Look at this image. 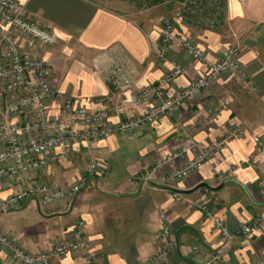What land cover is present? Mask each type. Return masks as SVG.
I'll use <instances>...</instances> for the list:
<instances>
[{"label": "crops", "instance_id": "1", "mask_svg": "<svg viewBox=\"0 0 264 264\" xmlns=\"http://www.w3.org/2000/svg\"><path fill=\"white\" fill-rule=\"evenodd\" d=\"M19 1L25 4L31 19L58 35L54 45L38 50L54 68L53 86L79 98L91 109L105 108L113 122L138 116L147 109L125 101V113L115 112L121 101L108 79L113 57L126 58L127 71L135 83L134 89L124 95L126 100L161 79L169 71L171 61L182 63L186 73L167 85L170 95L206 70V63L192 59L178 40L173 42L167 61L157 56L160 15L133 17L128 11L117 13L105 8L96 0ZM227 3L235 22H264V0ZM179 30L193 35L190 29V33L182 27ZM219 37L209 31L195 35L202 41L209 40V61H216L222 53L225 41H219ZM236 53L249 78L256 83L259 96H263L264 64L257 49L249 41ZM246 91L250 89L237 79H221L211 91L185 101L176 112L145 129L74 145L69 158L58 157L41 176L67 186L97 159L99 168L89 177L83 191L70 203L43 206L30 200L19 209L0 210V231L8 233L28 253L40 254L72 238L76 221L84 219L91 249L53 257L50 264H139L158 250L160 213L165 212L178 248L157 264L256 263L264 256V195L260 187L264 182V148L257 147L253 136H261L264 142V116L261 119L259 111L250 109ZM222 99L224 106L217 117L211 118ZM56 111L58 107L53 104L51 112ZM233 123L245 126L244 137L227 142L221 154L184 180L165 184L167 175L182 168L194 154L188 152L157 169L154 167L158 160L193 141L207 145L225 135ZM192 127L196 130L192 131ZM12 180L0 179V198L28 182L26 177ZM9 181L11 188L6 187ZM173 192L183 194L185 201L174 200ZM213 194L219 195L220 200H215ZM199 203L227 220L231 232L250 225L253 233L223 238L217 233L213 218L206 215ZM195 242L205 247L202 259L192 251ZM216 254L221 255L220 260L212 259ZM0 264L22 263L0 246Z\"/></svg>", "mask_w": 264, "mask_h": 264}, {"label": "built area", "instance_id": "2", "mask_svg": "<svg viewBox=\"0 0 264 264\" xmlns=\"http://www.w3.org/2000/svg\"><path fill=\"white\" fill-rule=\"evenodd\" d=\"M244 1L246 0H240ZM211 2L218 14L220 12L222 17H227V0ZM25 10V4L19 0H0V179L16 177L28 179L23 187L0 198V210L19 209L30 200L43 206H53L65 201L73 202L87 185L89 177L97 172L99 168L97 159L91 161L79 179L67 186L57 181L38 182L36 175L47 169L58 157L69 158L72 148L78 143L126 136L145 129L162 117L176 112L185 101L196 99L204 91H211L221 79L225 82L237 79L250 91L255 92L257 89L256 83L241 66L236 53L237 48H230L216 61H209L205 52L195 42L182 39L179 43L183 50L192 59L204 61L206 70L189 85L171 95L167 94V85L186 72L180 63L171 61L170 70L161 79L135 92L126 100L124 95L134 89V80L127 71V63L116 58L110 61L108 79L116 86V97L121 101L115 112L125 113V101L136 107L147 108L138 116L113 122L105 108L91 109L82 104L79 98L52 86L51 66L38 50L54 45L58 35L54 30L36 23ZM180 15L181 12L178 11L174 18ZM173 27L172 19L164 21L157 55L163 61L168 60L167 55L174 40ZM53 104L58 107L57 113L51 112ZM223 104L225 103L222 99L221 103L214 107L211 118L217 117ZM191 129L194 131L196 127ZM245 133V126L242 123H233L222 137L204 146L193 141L189 146L158 160L154 168H161L188 152H193V158L165 178V184L173 185L199 171L205 162L221 154L227 142L242 138ZM253 142L259 149L264 148L261 136L254 135ZM260 187L264 195V182L260 183ZM171 196L176 201H185V196L180 192H173ZM213 198L220 200L217 194H213ZM199 206L205 210L207 216L213 218L215 229L223 238L230 239L240 234L253 233V226L250 225H244L237 232H231L227 220L214 215L204 204L199 203ZM169 221L168 215L161 212L158 250L149 257V260L139 264H157L165 261L177 250L178 242L172 235ZM85 224L84 219H78L74 225L72 238L61 241L52 249L40 254L28 253L4 231H0V246L22 264H50L53 257L91 249L92 243L86 234ZM191 247L193 253L202 259L205 251L203 244L195 242ZM220 257V254H216L212 259L220 260ZM254 264H264V256Z\"/></svg>", "mask_w": 264, "mask_h": 264}, {"label": "rangeland", "instance_id": "3", "mask_svg": "<svg viewBox=\"0 0 264 264\" xmlns=\"http://www.w3.org/2000/svg\"><path fill=\"white\" fill-rule=\"evenodd\" d=\"M96 1H98L103 6H106L105 8L114 10L117 13H125L128 11L134 15L133 17H138V18L139 17H151L152 18L156 15L158 16L160 15L161 30L163 29L164 21H166V19H172L174 21V27L172 30L173 37H174L173 42L175 40H178L177 43H179L182 39H189L190 41L192 40V42H195L205 52L204 53L205 55H206L207 48L209 47L208 46L209 40H207L208 37L206 39L202 38L204 39L202 41L198 38H195L196 33L198 31H201V32L209 31L211 33L218 34L220 35L218 40L221 42L225 41L224 47H223V50H222V53L219 59L222 58L225 55L224 53H227L230 48H237V52H238L242 44H245L246 42L251 41L253 45L255 46V48L257 49V53L259 54L260 61L264 64V22H260L258 24L245 23L239 20L235 22L233 18L230 17L229 15L230 13L228 9V4H227V13H226L227 17H222L221 16L222 13L219 12L218 14L216 12V7L212 4L211 2L212 0H164V3L162 2L160 4H154L148 7H144V8L138 6L144 0H96ZM184 4L188 6L186 7V5ZM178 11L181 12V15L177 16V18H174L176 17L175 14ZM136 13H138L139 15ZM181 27L186 30L190 29L193 35L191 37L189 35H186V33L182 32V30H179L181 29ZM161 34H162V31L160 33L159 43L161 42ZM173 42L171 43L173 44ZM159 43H158V46H160ZM158 51H159V47H158ZM168 55H170V51ZM116 59H119L120 61L127 63L126 58L124 59V57L116 58ZM176 62L180 63L178 61ZM180 64L183 65L182 63ZM50 66L52 69V73H51L52 78H53L52 84L54 85V74H53L54 68L51 64ZM113 86L114 88L116 87L115 85ZM243 86L245 85L243 84ZM257 89L255 90V92L246 91L245 94H247V98L251 101L250 104L252 106H250V109L255 108V110L259 111L261 113V119H262L263 118L262 116H264V94L263 96L262 95L259 96V92H257ZM80 101L82 102V104L86 105L82 100ZM47 169H45L44 171H46ZM42 173L43 171L39 172L36 175L38 182H43V181L53 182L52 180H46L42 178L41 176ZM8 179H10V181H13L12 180L13 178H6V180ZM10 181L6 185V187L8 188H11L9 187L11 186ZM13 192H14V189H11L9 194Z\"/></svg>", "mask_w": 264, "mask_h": 264}, {"label": "trees", "instance_id": "4", "mask_svg": "<svg viewBox=\"0 0 264 264\" xmlns=\"http://www.w3.org/2000/svg\"><path fill=\"white\" fill-rule=\"evenodd\" d=\"M162 2L164 3V0H144L138 6L144 8V7L154 5V4H160Z\"/></svg>", "mask_w": 264, "mask_h": 264}]
</instances>
